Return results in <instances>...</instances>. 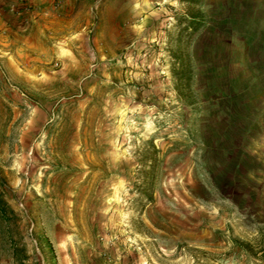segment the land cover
<instances>
[{
	"label": "rangeland",
	"instance_id": "374dc122",
	"mask_svg": "<svg viewBox=\"0 0 264 264\" xmlns=\"http://www.w3.org/2000/svg\"><path fill=\"white\" fill-rule=\"evenodd\" d=\"M0 264H264V0H0Z\"/></svg>",
	"mask_w": 264,
	"mask_h": 264
}]
</instances>
